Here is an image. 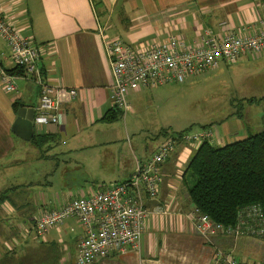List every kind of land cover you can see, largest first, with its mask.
<instances>
[{
  "label": "crops",
  "instance_id": "1",
  "mask_svg": "<svg viewBox=\"0 0 264 264\" xmlns=\"http://www.w3.org/2000/svg\"><path fill=\"white\" fill-rule=\"evenodd\" d=\"M0 10L38 46L41 73L55 87L53 95L62 113L61 124L41 131L35 128L34 137L41 140L37 143L13 132L18 110H36L41 89L25 73L18 75L11 51L0 37L4 67L17 73L19 90L9 94L0 81V221L6 224L7 249L21 250L24 255L29 250L46 252L56 245L61 254L78 252L85 229L77 219L49 231L40 245L36 237L31 242L28 223L74 199L130 180L141 163L178 134L161 121L160 96L169 88L141 89L129 96L130 112L113 111V71L105 40L123 39L136 48L170 37L193 44L208 32L215 36L229 31L255 34L264 25V0H1ZM261 63L264 52L235 65ZM226 65L221 62L215 75L223 73ZM72 90L75 97L70 96ZM114 112L117 120L105 121ZM257 124L253 130L242 115H228L219 124H198V133L212 132L209 143L222 147L261 133L264 124ZM201 145L180 144L163 164L159 196L145 198L148 217L140 251L98 264H225V254L249 264H264L262 239L205 237L198 232L199 214L189 199L186 173ZM63 260L52 264L67 262Z\"/></svg>",
  "mask_w": 264,
  "mask_h": 264
},
{
  "label": "built area",
  "instance_id": "2",
  "mask_svg": "<svg viewBox=\"0 0 264 264\" xmlns=\"http://www.w3.org/2000/svg\"><path fill=\"white\" fill-rule=\"evenodd\" d=\"M1 1V0H0ZM0 37L9 47L17 67L26 77L36 81L41 89L39 105L35 110V128L39 131L49 125L61 124L59 102L54 97L55 87L43 77L40 50L32 37L23 36L0 10ZM105 51L113 71L111 102L113 110L130 112L129 96L141 89L185 83L189 77L228 65L244 58H256L264 52V25L255 34L224 32L221 36L207 33L196 43L170 37L154 42L146 48H136L123 39L105 40ZM4 53L0 51V81L9 94L19 92L16 76L4 67ZM75 97L76 91H70ZM212 132L199 134L183 132L163 144L153 157L139 165L133 177L80 197L60 209L44 212L36 221V235L44 238L49 231L69 219H77L85 229L78 247L75 264H98L129 251L139 252L146 227L148 211L145 198L156 199L162 185V166L180 144L212 141ZM199 214L197 230L205 237L235 236L264 239V219L260 206H252L241 213L239 223L224 226L214 223L209 216ZM225 264H249L234 255H224Z\"/></svg>",
  "mask_w": 264,
  "mask_h": 264
},
{
  "label": "rangeland",
  "instance_id": "3",
  "mask_svg": "<svg viewBox=\"0 0 264 264\" xmlns=\"http://www.w3.org/2000/svg\"><path fill=\"white\" fill-rule=\"evenodd\" d=\"M212 71L193 76L182 84L156 86V89L166 90L169 88L160 96L161 102H159L160 111L164 117V120L161 121H164L165 127L173 128L176 133L199 134L198 124L205 122L219 124L228 115H242L248 125L254 127L253 130L258 127L257 122L261 121L264 124V63L257 66L247 64L239 68L235 64L226 65L224 72L216 75L215 73L219 72V69ZM212 74L214 76H211ZM249 99H257L258 102L253 105L248 104ZM186 174L189 187L194 186L195 178L190 172ZM28 224V232L33 234L31 242L43 240L36 235L35 224L33 222ZM4 226L6 224L0 221V242L3 244L9 241V238L4 236ZM34 237H36L35 241ZM40 243L41 241L39 245ZM5 251L0 247V262L7 258ZM18 251V256L15 254L17 256L16 263L23 257L20 253L21 250ZM39 251L40 264L64 262L63 258L67 260L64 264H75L78 258V252L63 253L62 251L61 254L58 245L46 252L43 249Z\"/></svg>",
  "mask_w": 264,
  "mask_h": 264
},
{
  "label": "trees",
  "instance_id": "4",
  "mask_svg": "<svg viewBox=\"0 0 264 264\" xmlns=\"http://www.w3.org/2000/svg\"><path fill=\"white\" fill-rule=\"evenodd\" d=\"M16 69L18 75H24L22 68ZM9 73L17 75L14 71ZM18 106L16 103L17 109ZM115 112L105 121H116L118 114ZM36 138L33 139L36 143L41 141ZM189 172L196 180L194 186L189 187V199L197 210L209 216L214 223L235 226L241 213L252 206L261 207L264 219V131L222 147L205 141L191 161ZM7 246V243L0 242V247L6 250L5 264L41 263L40 249L29 250L25 255L20 252L23 257L16 263L19 251H10Z\"/></svg>",
  "mask_w": 264,
  "mask_h": 264
},
{
  "label": "water",
  "instance_id": "5",
  "mask_svg": "<svg viewBox=\"0 0 264 264\" xmlns=\"http://www.w3.org/2000/svg\"><path fill=\"white\" fill-rule=\"evenodd\" d=\"M35 109L22 107L17 112V119L13 125V132L26 141H31L35 136Z\"/></svg>",
  "mask_w": 264,
  "mask_h": 264
}]
</instances>
